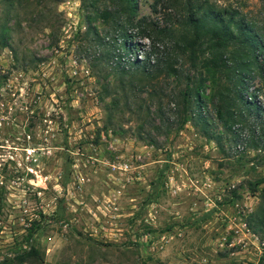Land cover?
<instances>
[{"label": "rangeland", "instance_id": "1", "mask_svg": "<svg viewBox=\"0 0 264 264\" xmlns=\"http://www.w3.org/2000/svg\"><path fill=\"white\" fill-rule=\"evenodd\" d=\"M135 2L131 24L184 15L177 0ZM208 2L264 41V0ZM115 34L82 0H0V259L37 228L41 258L21 264H264V144L242 139L255 122L224 128L199 53L173 46L175 73L120 77ZM127 34L122 64L148 43ZM188 89L201 107L181 124Z\"/></svg>", "mask_w": 264, "mask_h": 264}, {"label": "trees", "instance_id": "2", "mask_svg": "<svg viewBox=\"0 0 264 264\" xmlns=\"http://www.w3.org/2000/svg\"><path fill=\"white\" fill-rule=\"evenodd\" d=\"M177 1L184 15L179 22L167 26H157L143 18L131 24L129 15L135 12V0H82V3L84 9L96 14L103 23H110L115 35L121 37L117 52H111L116 60L114 69L120 77L140 76L150 80L162 70L175 73L168 61L173 46L180 52L187 51L190 58L199 53L202 56L199 67L210 83L216 117L226 130L234 134L243 120L252 118L257 127L250 130V136L242 137L243 143L264 144V106L256 99L258 95L264 97V41L261 36L236 10L215 7L208 0ZM128 26H134L138 38L147 39L148 43L145 50L142 49L141 58L123 59L125 64H122L123 57L118 51L127 48ZM254 75H258L260 86L249 94L247 83ZM192 100L199 109L201 102L196 94L193 95L190 89L182 93L181 104L185 107L186 116L181 124L188 120L187 112L191 110ZM197 119L201 120L199 112ZM234 137L237 141L241 139L240 134ZM263 181L264 176L255 182L254 187ZM38 232L37 228L29 231L27 247L14 252L12 258L3 257L0 264H13L12 261L21 264L40 259L36 243Z\"/></svg>", "mask_w": 264, "mask_h": 264}, {"label": "built area", "instance_id": "3", "mask_svg": "<svg viewBox=\"0 0 264 264\" xmlns=\"http://www.w3.org/2000/svg\"><path fill=\"white\" fill-rule=\"evenodd\" d=\"M237 148L241 149L242 146L237 144ZM231 229L234 233H238V236H243L244 238H246L247 236H253V233L249 231L247 224L242 219H239L237 224L234 223L233 228Z\"/></svg>", "mask_w": 264, "mask_h": 264}]
</instances>
